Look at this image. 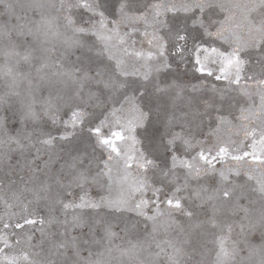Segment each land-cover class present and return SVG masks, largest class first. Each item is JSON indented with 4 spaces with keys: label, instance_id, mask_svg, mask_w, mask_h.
Instances as JSON below:
<instances>
[{
    "label": "snow or ice",
    "instance_id": "1",
    "mask_svg": "<svg viewBox=\"0 0 264 264\" xmlns=\"http://www.w3.org/2000/svg\"><path fill=\"white\" fill-rule=\"evenodd\" d=\"M0 264H264V0H0Z\"/></svg>",
    "mask_w": 264,
    "mask_h": 264
}]
</instances>
